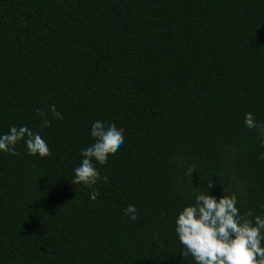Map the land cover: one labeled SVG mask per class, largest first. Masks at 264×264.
<instances>
[{
    "label": "trees",
    "instance_id": "16d2710c",
    "mask_svg": "<svg viewBox=\"0 0 264 264\" xmlns=\"http://www.w3.org/2000/svg\"><path fill=\"white\" fill-rule=\"evenodd\" d=\"M246 113L264 123V0H0V135L27 126L51 152L0 151V264H196L175 229L197 194L264 217ZM97 120L125 143L94 161L93 201L72 180Z\"/></svg>",
    "mask_w": 264,
    "mask_h": 264
},
{
    "label": "clouds",
    "instance_id": "9594fccd",
    "mask_svg": "<svg viewBox=\"0 0 264 264\" xmlns=\"http://www.w3.org/2000/svg\"><path fill=\"white\" fill-rule=\"evenodd\" d=\"M53 118L62 120V114L55 105L49 106ZM38 117L42 118V127H51L48 112L36 110ZM245 125L250 130H257L264 137V123H257L252 113L245 114ZM125 129L118 127L115 122L97 120L91 125V136L94 143L81 151V163L75 168L72 183L92 188L89 194L95 201L99 192L95 185L101 175L95 162L100 165L107 163L108 157L114 155L125 143ZM24 141L28 155L45 158L51 155L49 146L39 133H34L27 126H12L9 132L0 135V151L18 156L16 151L18 142ZM264 147V140L261 142ZM264 160V154L259 157ZM194 168L189 167L187 174L192 176ZM107 176L103 180L107 182ZM208 189L213 188V183H208ZM235 193L224 192L217 200L209 195L208 191L195 196V203L186 206L176 220V233L180 243L186 251L183 256L191 255L196 264H264V217L255 216L248 211L241 215ZM124 214L131 220H138V209L129 205L124 209ZM165 215V213H161ZM159 237L154 236V240Z\"/></svg>",
    "mask_w": 264,
    "mask_h": 264
}]
</instances>
